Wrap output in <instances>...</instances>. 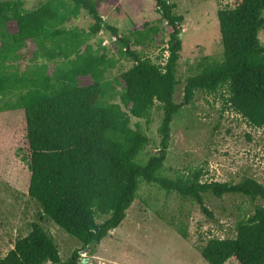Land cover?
<instances>
[{
	"label": "trees",
	"instance_id": "1",
	"mask_svg": "<svg viewBox=\"0 0 264 264\" xmlns=\"http://www.w3.org/2000/svg\"><path fill=\"white\" fill-rule=\"evenodd\" d=\"M102 1L45 0L27 9L24 0H0V110H24L29 155L22 160L30 171L28 196L41 207L40 221L54 222L82 243L62 261L53 237L33 221L0 264H80L83 249H94L121 225L141 182L193 199L209 216L207 193H239L264 201V184L252 177L237 183L202 181L203 167L176 177L163 173L171 125L198 91L219 93L224 107L264 127V44L259 38L264 0H236L218 10L222 58L199 61L184 82L180 103L174 101L183 48V16L175 12L177 4L155 0L159 22L172 31L153 60L134 46L152 40L159 27L121 33L102 18ZM83 11L92 18L90 26L70 25ZM102 31L115 36L116 52L109 54ZM29 41L36 46L31 57L24 51ZM27 58L21 69L20 60ZM123 60L132 64L113 77L116 86L109 73ZM82 76L92 82L82 85ZM157 104L162 110L160 142L145 156L150 138L140 122L132 127L131 120L149 125ZM201 254L208 264H225L231 257L240 264H264V205L238 221L234 237L210 238Z\"/></svg>",
	"mask_w": 264,
	"mask_h": 264
},
{
	"label": "rangeland",
	"instance_id": "2",
	"mask_svg": "<svg viewBox=\"0 0 264 264\" xmlns=\"http://www.w3.org/2000/svg\"><path fill=\"white\" fill-rule=\"evenodd\" d=\"M32 9L45 0H24ZM177 4L175 12L183 16L181 26L183 48L177 63V75L181 83L176 87L174 101L183 100L184 82L195 73L197 64L205 57L220 60L223 46L217 12L225 6H233L236 0H169ZM102 18L118 27L121 33L146 31L158 26L152 40L134 46L157 60L167 45L172 27L160 23L161 14L155 0H104L100 3ZM92 18L85 12L72 20L70 25L88 28ZM9 28L14 31L16 24ZM109 54L117 51L107 32L103 33ZM264 44V27L259 32ZM111 39V37H110ZM36 49L29 41L25 49L28 57ZM168 53H165L167 56ZM166 58V57H165ZM28 58L20 60L21 69ZM132 64L123 60L109 73V79L118 76ZM50 65V70L52 68ZM92 82L90 76L80 77L82 85ZM118 101V98L116 99ZM162 110L158 104L152 113V122L138 121L149 136L147 156L156 151L160 142L158 131ZM171 144L163 173L171 177L188 174L203 167L202 181L217 180L237 183L252 177L264 184V127L249 124L241 115L224 103L220 94L198 91L193 103L186 105L171 125ZM26 121L23 109L0 110V257L14 247L15 240L29 233L31 222H39L53 237L62 261L82 247L81 241L52 221H40L41 207L28 196L30 171L22 156H28ZM136 200L127 210L120 226L92 250L81 251L80 264H208L201 250L210 238H226L236 235L239 220L255 212L264 201L239 193L216 197L204 194V202L212 216L207 215L200 204L190 198H182L175 192L167 193L157 185L141 182ZM104 218L98 217V222ZM45 264H53L46 262ZM225 264H240L231 257Z\"/></svg>",
	"mask_w": 264,
	"mask_h": 264
},
{
	"label": "built area",
	"instance_id": "3",
	"mask_svg": "<svg viewBox=\"0 0 264 264\" xmlns=\"http://www.w3.org/2000/svg\"><path fill=\"white\" fill-rule=\"evenodd\" d=\"M104 32L102 31L100 34H103ZM103 36V35H102ZM109 39H106V41L108 40V41H112L113 42V40H115L116 38H115V36H111V39H110V37H108ZM105 40H103V45H105Z\"/></svg>",
	"mask_w": 264,
	"mask_h": 264
}]
</instances>
